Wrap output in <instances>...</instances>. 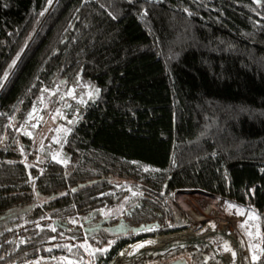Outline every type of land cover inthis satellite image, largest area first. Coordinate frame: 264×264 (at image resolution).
Listing matches in <instances>:
<instances>
[{
    "label": "trees",
    "instance_id": "16d2710c",
    "mask_svg": "<svg viewBox=\"0 0 264 264\" xmlns=\"http://www.w3.org/2000/svg\"><path fill=\"white\" fill-rule=\"evenodd\" d=\"M51 3L0 0V264H106L186 226L168 208L177 190L252 212L242 224L258 227L264 264V0ZM71 85L95 95L37 151L41 137L20 131L28 111ZM122 200L140 201L133 224L162 228L111 246L85 234L82 219Z\"/></svg>",
    "mask_w": 264,
    "mask_h": 264
},
{
    "label": "rangeland",
    "instance_id": "374dc122",
    "mask_svg": "<svg viewBox=\"0 0 264 264\" xmlns=\"http://www.w3.org/2000/svg\"><path fill=\"white\" fill-rule=\"evenodd\" d=\"M52 3L50 4V6L52 5ZM63 93H64V96H66V99L69 97L71 100H73V99L79 100L81 107H82V103H84L85 100L90 99L95 95V89L91 88L90 86H85L81 90L79 89L77 91V90H75L74 86L71 85V86L67 87V89L64 90ZM69 93H71V94H69ZM64 100L65 99H63V101L60 100V102L58 100V105L56 104L54 106V108L51 109V111H47L45 113H43V108H44V106H47L48 101L47 102H45V101L41 102L40 101L39 103L34 104L30 108V110L28 111V114H27L26 119H25V123L21 127L20 131L30 138L34 137L35 135H37L38 137H41L40 147L38 146L37 151H40L41 149H43L41 147L42 146L41 144L44 141L43 140L44 138H45V140H47V142L51 141L52 135L49 137V139H46V134H48V133L51 134V130H53L56 121L61 120L62 125H60L58 128H56V130L54 131L55 135L57 136V141L53 144L57 143L56 146L58 147V142L60 141V139L63 138V136L68 131V129H69L70 125L72 124V122L74 121V119L77 118V116L79 115L80 110L79 111H78V109L76 110L75 106L66 107L65 106L66 101H64ZM45 116L47 117V120H46ZM47 122H48V124H47ZM44 123L47 124L46 133H45V131H43L45 128ZM57 131H58V134H56ZM35 132H36V134H35ZM54 139H55V137H54ZM52 141H53V139H52ZM56 146H53L51 149H49V151H48L49 158L54 160V161L62 163L63 160L59 157V151H58ZM210 197H211L210 195L203 193L201 191L177 190L173 193V197H172L171 202L186 214V216L188 217V222L186 224V227H188L190 229L192 228V229L196 230L200 225H204V223H206L210 220L220 219L221 217H223L224 224L226 225V226H224V224H223V226H224L223 229L229 228L232 225H235V228L238 226L239 231H241L240 233L244 235V238L246 240L245 241L246 246H247V249H248L249 254H250V259L252 258L251 261L253 262V256H256L257 251L259 250V247H260V240H261L260 232L258 230V227H256L255 230L250 229L246 225V223H245L246 221H244L243 224L241 222L240 224L236 225V222H237L236 218L238 216H241L240 214H243L244 216H246L245 220H248V219L250 220V219H254L255 215L252 212L246 214L245 211H241L239 209H232V210L228 209L226 206V203L220 197H218L220 200V203H221V207L219 206V208H218L220 212L210 213V212H208V209L206 210V208L209 204V198ZM123 202H124L123 200L119 201V203L112 204V206H109L106 209L102 210V215L114 216V215L121 213L122 209L128 205V204L123 203ZM182 206L187 210H185V209L183 210ZM94 212H96V211H93L92 213L89 214L88 217L82 219V221H83L82 225H85L90 220V218L92 217V214H94ZM100 213L101 212H99V214ZM198 218H200L199 221H201V222H199L200 224L195 225V222H198V220H197ZM233 221L235 222V224L233 223ZM91 222H93V220ZM184 231L186 233H188L189 235L193 234V232L191 230H183L180 232H184ZM201 232H203V230L199 231L197 234H200ZM178 233L179 232H177V233L175 232L174 234L176 235ZM101 235H102V240L104 242H108L110 244V246L113 245V242H114L113 239H110L108 236H106L104 234H101ZM165 235L169 236V235H173V233L164 234L163 236H165ZM193 235H195V234H193ZM147 237L138 238V240H141V241L134 242V244L129 246L128 248H127V246L122 248L106 264H152L153 260L154 259L156 260L157 258H159V259L161 258L160 260H163V259L164 260H166V259L171 260V259H175V258H184V259H186L188 264H200V262L201 263L203 262V264H207L205 262L204 255H203V257H204L203 260H201L200 258H195L196 263H194V262L189 263L190 262V255H189L188 250L191 249V250H189L190 252L192 250L195 252L198 250V248L197 247L196 248H192V247L186 248L187 246L192 245V243L189 242V239L187 236H182L180 238L170 240L166 245L161 246V248H159L158 253H156V251L153 249H147L146 248V249H142L135 256L131 257L129 255V253L140 242H143L146 240L160 239V238H156V237H153L154 239H152V238L147 239ZM144 239H146V240H144ZM199 240H201L200 237H199ZM213 241L215 242L216 246H219L220 249L218 252L221 253V251H222L221 241H219L217 239H213L212 242ZM125 249H126V251H125ZM40 261H41V259L39 257L37 259V264H41ZM43 263L44 262H42V264ZM89 264H92V262L89 261ZM94 264H96V263H94Z\"/></svg>",
    "mask_w": 264,
    "mask_h": 264
},
{
    "label": "built area",
    "instance_id": "2783aa9c",
    "mask_svg": "<svg viewBox=\"0 0 264 264\" xmlns=\"http://www.w3.org/2000/svg\"><path fill=\"white\" fill-rule=\"evenodd\" d=\"M83 1H86V0H83ZM68 98L66 99V104H65L66 107L75 106L76 110L77 109L78 111L82 110L79 100L77 99L71 100L70 98L69 99ZM60 125H62L61 120H57L53 128V132ZM56 134H58V131L56 132ZM195 191H200V190H195ZM201 192L206 193L211 196L209 198V204L206 210L208 209V212L210 213L220 212L218 209L219 206L221 207V203L218 198L219 196L216 194H209L204 191H201ZM184 209L185 208L183 207V210ZM199 219L200 218L197 219L198 222H195V225L200 224L199 222L201 221H199ZM242 219H243L242 216H238L236 218V221H237L236 225L240 224L242 222ZM233 223L235 224L234 221ZM223 224H224L223 217H221L220 219L210 220L204 223V225H200L196 230L192 228L190 229L185 226L183 229L175 231V232H180L183 230H191L193 234L200 236L201 240L192 242V245L187 246L186 248H190V247L199 248L204 254L205 262L207 264H252V261H251L252 258L250 259V254L247 249L246 242H245L246 240L244 238V235L240 233L241 231H239L238 226L235 228V225H232L234 228L230 226L229 228L223 229V227L226 226L225 224L223 226ZM202 230L203 232H201L200 234H197L199 231H202ZM170 233H174V232H170ZM213 239H217L221 241V249H222L221 253L218 252L220 249L219 246H216L214 241L212 242ZM38 258L39 256H31V257L25 258L24 260L16 261L13 264H37Z\"/></svg>",
    "mask_w": 264,
    "mask_h": 264
},
{
    "label": "flooded vegetation",
    "instance_id": "af4514ba",
    "mask_svg": "<svg viewBox=\"0 0 264 264\" xmlns=\"http://www.w3.org/2000/svg\"><path fill=\"white\" fill-rule=\"evenodd\" d=\"M139 204H140V201L138 200L136 202L130 203V205L128 204L122 209L121 213L114 215V216L102 215V211L100 214L94 213L92 214V217L90 218V220L85 224L86 226L82 225V229L85 231V234L87 236L97 235L101 233L107 234V236L110 239L114 240L113 242L114 244L115 242H118L119 240L135 239L136 237L142 236L146 233L153 232L157 228H162V226L158 224L157 225L158 227L153 226L152 228L148 230H143V231L136 232V233H133L131 231L130 227L137 225V224H133L131 220H132L133 213L135 212V208L138 207ZM168 208H171L172 210L178 213L177 207L172 202L168 203ZM92 220L93 222H91ZM119 220H122L123 222L126 223L127 231L125 233L115 234L112 232V228L114 225L118 223ZM179 221H184V224L188 222V217L186 216L185 213H182V215L180 216L179 220H177V222ZM143 237H140V238H143ZM160 259L159 258H157L156 260L154 259L152 264H156V262L159 263V262L170 260L166 258H165L166 260L164 259L160 260Z\"/></svg>",
    "mask_w": 264,
    "mask_h": 264
},
{
    "label": "bare ground",
    "instance_id": "6f19581e",
    "mask_svg": "<svg viewBox=\"0 0 264 264\" xmlns=\"http://www.w3.org/2000/svg\"><path fill=\"white\" fill-rule=\"evenodd\" d=\"M177 233V232H176ZM161 237L163 236V235H160ZM160 236H155L156 238H159ZM166 237H162V238H160V239H154V240H146V239H144V240H146V241H143V242H140L139 244H137L134 248H133V250L129 253V255L131 256V257H133V256H135L139 251H141L142 249H153V250H155L156 251V253H158L159 252V248H161V246H164V245H166L170 240H172V239H177V238H180V237H182V236H187L188 237V239H189V242H196V241H198L199 240V237L197 236V235H193V234H188V233H186L185 231L184 232H179L178 234H174L173 233V235H170V236H167V235H165ZM149 238H153V237H149ZM148 239V238H147ZM134 244V243H133ZM133 244H131V245H133ZM131 245H129V246H131ZM129 246H127V248L129 247ZM126 248V249H127ZM126 249H125V251H126ZM126 257V256H125ZM127 258V257H126Z\"/></svg>",
    "mask_w": 264,
    "mask_h": 264
},
{
    "label": "water",
    "instance_id": "95a60500",
    "mask_svg": "<svg viewBox=\"0 0 264 264\" xmlns=\"http://www.w3.org/2000/svg\"><path fill=\"white\" fill-rule=\"evenodd\" d=\"M172 149H173V147H172ZM171 158H172V151L169 155V162L171 161ZM157 225H158V223L156 221H154V222L140 223L136 226H131L130 228H131V231L133 233H136V232H140L143 230H148V229L152 228L153 226H157ZM126 231H127V225L122 220H119L118 223L116 225H114L112 228V232L115 234L125 233ZM133 242H135V241H133ZM133 242H131V243H133ZM156 264H188V263H187L186 259H184V258H175V259H171L169 261L159 262Z\"/></svg>",
    "mask_w": 264,
    "mask_h": 264
},
{
    "label": "snow or ice",
    "instance_id": "6c2138e0",
    "mask_svg": "<svg viewBox=\"0 0 264 264\" xmlns=\"http://www.w3.org/2000/svg\"><path fill=\"white\" fill-rule=\"evenodd\" d=\"M49 3H51V0H49ZM41 15H43V13H41ZM13 64H15V61H13ZM10 67H11V65H10ZM6 77H7V73H5V78ZM97 92H98V90H97ZM69 94H71V93H69ZM145 170H148V169H145ZM95 251L105 252V251H107V249H96ZM233 255H235V254H233ZM256 259H257V257L256 256H253V260H256Z\"/></svg>",
    "mask_w": 264,
    "mask_h": 264
},
{
    "label": "clouds",
    "instance_id": "9594fccd",
    "mask_svg": "<svg viewBox=\"0 0 264 264\" xmlns=\"http://www.w3.org/2000/svg\"><path fill=\"white\" fill-rule=\"evenodd\" d=\"M180 210H181V209H180ZM181 211H182V210H181ZM158 235H159V234L154 235V236H158ZM160 235H162V234H160ZM154 236H150V237H154ZM145 237H147V236H145ZM147 238H149V236H148ZM136 240H137V241H141V240H138V239H135V240H133V241H136ZM133 241H131V242H133ZM131 242H128V243H131ZM126 244H127V243H126ZM124 245H125V244H124ZM118 251H119V250H118ZM118 251H117V252H118ZM117 252H116V253H117ZM114 256H115V255H114Z\"/></svg>",
    "mask_w": 264,
    "mask_h": 264
}]
</instances>
